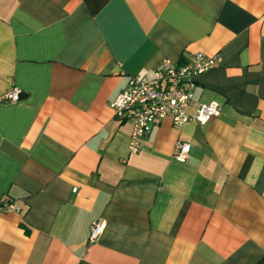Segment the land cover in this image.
Segmentation results:
<instances>
[{
    "label": "crops",
    "instance_id": "crops-1",
    "mask_svg": "<svg viewBox=\"0 0 264 264\" xmlns=\"http://www.w3.org/2000/svg\"><path fill=\"white\" fill-rule=\"evenodd\" d=\"M196 51L216 62L188 111L219 114L165 118L130 153L132 118L110 101ZM11 87L0 264H264V0H0V96Z\"/></svg>",
    "mask_w": 264,
    "mask_h": 264
},
{
    "label": "built area",
    "instance_id": "built-area-1",
    "mask_svg": "<svg viewBox=\"0 0 264 264\" xmlns=\"http://www.w3.org/2000/svg\"><path fill=\"white\" fill-rule=\"evenodd\" d=\"M216 62L215 56L196 51L191 59L175 62L164 58L152 75L131 76L126 87L109 103L115 117L132 118L128 149L137 153L142 149V139L153 125L165 118L171 119L174 125L180 126L188 120L205 124L220 112V105L211 101L197 102L193 112L188 106L193 99L196 77L209 70ZM20 98V89L11 87L4 91L0 99L9 102ZM190 144L178 141L173 156L179 161L187 160ZM16 209L8 202L0 204V210ZM104 219H95L89 228L88 240L93 242L106 228Z\"/></svg>",
    "mask_w": 264,
    "mask_h": 264
}]
</instances>
